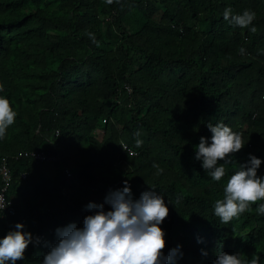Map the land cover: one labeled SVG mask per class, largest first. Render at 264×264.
I'll use <instances>...</instances> for the list:
<instances>
[{
    "label": "trees",
    "instance_id": "16d2710c",
    "mask_svg": "<svg viewBox=\"0 0 264 264\" xmlns=\"http://www.w3.org/2000/svg\"><path fill=\"white\" fill-rule=\"evenodd\" d=\"M225 8L255 12L257 31L224 20ZM0 84L17 113L0 139V239L17 223L34 237L16 264H43L56 230L82 228L86 206L124 181L134 199L164 197L175 264H213L220 251L264 264V200L227 224L214 214L250 154L264 178V0H0ZM209 123L245 144L220 181L195 159Z\"/></svg>",
    "mask_w": 264,
    "mask_h": 264
},
{
    "label": "clouds",
    "instance_id": "9594fccd",
    "mask_svg": "<svg viewBox=\"0 0 264 264\" xmlns=\"http://www.w3.org/2000/svg\"><path fill=\"white\" fill-rule=\"evenodd\" d=\"M107 3L111 4L113 0H107ZM223 19L252 33L257 31L253 26L256 13L251 10L233 15L231 8H225ZM239 53L245 55V49L240 48ZM3 91L4 85L0 84V92ZM16 116L10 101L0 96V139L5 137ZM207 128L212 133L211 144L206 137H200L195 159L202 161V168L214 181H220L225 175L224 164L231 163L229 157L241 151L245 144L240 133L233 132L222 123L215 126L209 123ZM136 144L139 147L142 141L137 140ZM261 162L250 154L248 162L241 164L240 170L228 180L224 198L214 205V214L222 223H229L250 211L252 204L264 200V178L257 175ZM5 166L1 161V179ZM153 167L162 171L155 163ZM25 175L23 172L20 177L25 179ZM65 175L69 177L71 172L65 170ZM151 189L142 192L139 199H134L130 185L124 181L122 189L109 190L105 196L104 204L111 210L105 211L104 204L89 203L86 208L94 214L84 218L82 228L75 224L58 228L57 243L50 246L43 264H175V259L182 253L177 246L168 255L164 254L167 245L165 232L160 227L169 215V208L164 197ZM7 206L8 202L0 195V211ZM257 212L264 214V204L258 206ZM24 227L17 223L15 230L0 239V264H16L24 259L28 246L34 243L33 235L23 231ZM35 243H39L38 238ZM203 254L207 255L206 252ZM259 260L258 256L248 261L240 253L230 255L220 251L213 264H259Z\"/></svg>",
    "mask_w": 264,
    "mask_h": 264
},
{
    "label": "built area",
    "instance_id": "2783aa9c",
    "mask_svg": "<svg viewBox=\"0 0 264 264\" xmlns=\"http://www.w3.org/2000/svg\"><path fill=\"white\" fill-rule=\"evenodd\" d=\"M32 155L35 157V158H38V159H44L45 158V155L42 154V153H33L32 152ZM2 179H3V186L0 188V195H2L5 199V196H4V190L8 184V181H9V175L7 173V169L4 167L3 168V174H2Z\"/></svg>",
    "mask_w": 264,
    "mask_h": 264
}]
</instances>
